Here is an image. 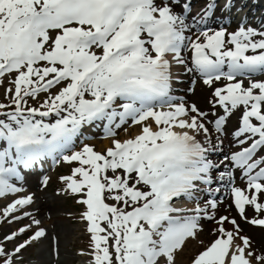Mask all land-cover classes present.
Wrapping results in <instances>:
<instances>
[{"label": "snow or ice", "instance_id": "snow-or-ice-1", "mask_svg": "<svg viewBox=\"0 0 264 264\" xmlns=\"http://www.w3.org/2000/svg\"><path fill=\"white\" fill-rule=\"evenodd\" d=\"M233 13L245 15L229 31ZM184 75L193 87L178 95ZM5 81L0 264H30L33 247L62 264L63 231L26 187L48 161L68 167L55 195L88 236L64 256L264 264V15L250 20L246 0L195 13L193 0H0ZM197 81L206 108L188 97Z\"/></svg>", "mask_w": 264, "mask_h": 264}, {"label": "rangeland", "instance_id": "rangeland-1", "mask_svg": "<svg viewBox=\"0 0 264 264\" xmlns=\"http://www.w3.org/2000/svg\"><path fill=\"white\" fill-rule=\"evenodd\" d=\"M203 2V0H202ZM222 2V0H221ZM218 11V10H217ZM255 12L250 11L249 13V19L253 17ZM235 16V14H233ZM241 14H238L236 17L239 18ZM236 19V22H238ZM229 31L233 30V26L228 27ZM7 82L5 81L4 85H0V102H3L4 100V89L7 87ZM202 95V94H201ZM196 97H194V100L197 102V104L202 107L206 108L207 105V98L208 97V90L205 92V100L202 99V96L195 94ZM233 124H235V121H233ZM138 128L134 127L129 129V132L127 135H133L134 132H136ZM120 138H125V134L121 133ZM68 172V167L64 165H59V167H56L55 170H51L47 172V176L50 177V183L46 189L39 188L35 191L37 195V207H42V205L45 207L44 211L50 210L52 215V220L56 222L58 230L63 231V241H64V247L62 248V264H84V262L87 260V257H79V256H72V255H63L64 248H68L71 250H78V249H85L88 248V236L84 233V228L82 224H79L76 220H73L68 216V213H76L75 210L76 205H74L69 200H64L55 195V191L61 186L58 181V177L61 174H66ZM37 184V182H29L27 185L34 187ZM37 187V186H36ZM29 190V189H28ZM31 192H34L31 190ZM52 206V208L49 209L48 205ZM48 207V208H47ZM79 210V209H78ZM51 222H49L50 224ZM256 238L259 240L261 239V234L258 231H254L253 233ZM211 237L208 235L207 231L203 234L201 239H204L205 241L209 240ZM200 246L196 244L195 241L190 242L189 244V251L185 254L184 260L187 261L191 254L198 250ZM25 260L30 262V264H51L50 257L48 255L47 249L40 248V247H33L29 249L25 253Z\"/></svg>", "mask_w": 264, "mask_h": 264}, {"label": "bare ground", "instance_id": "bare-ground-1", "mask_svg": "<svg viewBox=\"0 0 264 264\" xmlns=\"http://www.w3.org/2000/svg\"><path fill=\"white\" fill-rule=\"evenodd\" d=\"M104 143H106V142H103L102 145H100V147H99V145H98L97 147H98V148H101V147L104 145ZM48 207H49V209L52 208V206H50V204L48 205ZM48 207H47V208H48ZM52 209H53V208H52ZM45 213H46V212H45Z\"/></svg>", "mask_w": 264, "mask_h": 264}]
</instances>
